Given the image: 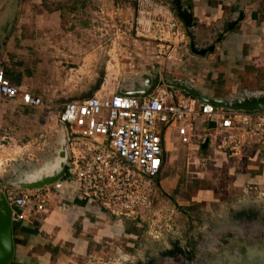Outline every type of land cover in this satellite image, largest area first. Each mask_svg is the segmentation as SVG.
<instances>
[{
	"label": "rangeland",
	"instance_id": "374dc122",
	"mask_svg": "<svg viewBox=\"0 0 264 264\" xmlns=\"http://www.w3.org/2000/svg\"><path fill=\"white\" fill-rule=\"evenodd\" d=\"M164 1L169 4V0ZM50 3L56 7L62 1L51 0ZM75 3L84 12L78 18H59L64 24H72L73 20L97 26L112 24L108 17L94 14L88 20L87 11H98L102 0H66L62 5L75 6ZM12 17L10 13L0 18V54L12 26ZM108 35L113 34L108 32L105 36ZM117 35L127 42L124 37L128 34ZM202 38L199 35L189 39L185 35V48L171 53L163 46L157 53L154 47V50L148 49L153 54L145 56H140L144 51L142 46L138 53L129 40L125 47L130 55L115 52L116 56L111 52L109 58H112L105 63L97 60L88 65L86 60L71 66L54 65L51 69L43 66V79L47 80L44 81L43 100L51 104L62 103L88 94L96 85L108 96L111 86L129 83L121 78L151 66L162 69L171 80L178 77L184 83H189V79L196 81L193 78L196 70L203 68L205 76L201 87L212 97H228L247 91V88H260V83L264 82L263 61L262 65L245 67L241 74L226 71L216 60L211 64L206 62L205 66L187 64V44H192L195 49L208 45L207 41L201 42ZM257 52L264 57V49ZM101 73L103 78L95 80ZM140 83L135 81L129 85L136 87ZM70 93L77 95L64 97ZM47 113L44 105L19 118L17 125L12 123L8 128L0 125V191L13 182L56 172L60 138L54 116ZM202 127L199 124V128ZM254 132H243L234 143L229 141L231 138H226L234 135L224 133L223 142L222 135H218L210 143L206 132L199 131V138L190 145H180L170 133L165 143V165L154 176L153 212L141 221H119L120 231L124 234H117L106 227L111 225L108 221L117 224L114 217L102 209H99L100 215L85 211L70 225L74 233L81 229L85 248L74 251L64 245L61 257L66 264L67 261L68 264H264V130L256 127ZM42 169L44 172L35 176L30 174ZM59 184L60 187L65 185ZM69 186L71 184L66 183V188ZM60 187L57 196L62 195ZM57 196L52 198L45 214L55 209V217L63 216L58 201L65 202L68 207L74 203L66 195H62L64 199ZM83 217L96 228H82L80 219ZM176 241L188 251L189 257L164 254Z\"/></svg>",
	"mask_w": 264,
	"mask_h": 264
},
{
	"label": "built area",
	"instance_id": "2783aa9c",
	"mask_svg": "<svg viewBox=\"0 0 264 264\" xmlns=\"http://www.w3.org/2000/svg\"><path fill=\"white\" fill-rule=\"evenodd\" d=\"M110 1L114 4L110 20L114 21L120 5H127L132 23L125 26L114 21L106 27L113 35L97 51L103 56L102 62L108 61L111 52L130 55L125 47L129 40L138 53L142 46L140 56L153 54L148 49L154 47L157 53L163 46L171 53L184 48L181 23L166 1ZM95 15L102 12L98 10ZM118 33L129 35L124 37L126 43ZM100 88L82 100L51 104L11 84L0 66V96L6 101L18 99L24 108L45 105L47 114L54 116L57 133L63 136L68 158L63 177L50 185L35 189L2 187L12 222L46 213L47 205L59 194V180L72 184L78 199L117 221H141L153 212L154 176L165 165V143L170 133L180 145H190L199 138V131L206 132L210 143L224 133L234 135L226 137L234 143L245 131L255 133L256 127L264 130V109L244 112L214 108L161 82L144 98L123 96L111 89L107 96ZM58 204L65 209L64 203Z\"/></svg>",
	"mask_w": 264,
	"mask_h": 264
},
{
	"label": "crops",
	"instance_id": "0c3cea01",
	"mask_svg": "<svg viewBox=\"0 0 264 264\" xmlns=\"http://www.w3.org/2000/svg\"><path fill=\"white\" fill-rule=\"evenodd\" d=\"M60 1L63 4L66 0ZM50 2L51 0H0V18L13 14L12 26L0 54L4 76L11 84L40 98H44L46 92L44 81L47 80L43 79V66L51 69L54 65L71 66L86 60L87 64L91 65L97 60L101 61L103 56L97 51L109 40V35L105 36L109 32V28H106L108 24H79L73 20L72 24L68 25L59 20L80 17L84 10L78 4L68 7L59 4L52 7ZM102 2V6L97 9L102 12L100 16L108 17L109 21L114 4L110 0ZM181 4L188 8L195 24L190 30H185L181 25L184 35L189 39L201 35V42H208V45L199 49H195L190 43L187 44V64L205 66L206 62L211 64V61L216 60L217 65L232 73H243L245 67L262 65V61L264 65V57L257 52L264 49V0H181ZM117 9L114 21H119L121 25H130L131 7L120 5ZM94 12L87 11L88 20L91 15H95ZM100 20L107 22L102 18ZM70 30L72 32H68ZM190 46L193 51L205 53L196 55L190 51ZM157 69L162 70L158 67ZM195 73L196 77L193 78L196 81L189 79L188 82L195 91L208 96L207 90L201 87L205 76L204 69H198ZM174 82H181V79L174 77ZM263 83H260V88H247V91L263 92ZM76 95L70 93L64 97ZM32 109L37 108H24L19 105L18 99L6 101L0 96V125L4 124L7 128L12 123L17 125L19 118L28 115ZM207 126L210 127L205 125ZM37 172L30 174L35 176ZM58 182L65 185L61 184V188L59 184L56 190L60 193V187L62 195L74 201L73 205L68 207L63 201L65 209L58 207L63 216L55 217L54 213L57 212L51 209L47 214L40 213L35 219L26 217L12 222L10 235L13 250L8 264H66L63 256L61 257V248L64 245L70 246L74 251H82L85 248L80 236L81 229L74 233L70 225L77 220L76 216L84 215L85 211L99 215L101 212L99 213L96 206L78 199L72 184L66 188V182ZM62 195L60 194V197ZM80 222L82 228H96V225L89 223L85 217L80 219ZM115 222L117 224L108 221L111 225L106 227H110L117 234H124L120 231L119 221Z\"/></svg>",
	"mask_w": 264,
	"mask_h": 264
},
{
	"label": "water",
	"instance_id": "95a60500",
	"mask_svg": "<svg viewBox=\"0 0 264 264\" xmlns=\"http://www.w3.org/2000/svg\"><path fill=\"white\" fill-rule=\"evenodd\" d=\"M169 6L171 11L176 19H178L185 30L192 29L195 24L192 22V18L190 13L188 12V8L182 6L181 0H169ZM211 51V49H208ZM190 51L196 55H202L205 52H196L190 46ZM155 68V66L153 67ZM100 75V74H99ZM149 76H145L142 79L140 85H137V89H140L138 92H130L123 96L127 97H135V98H144L148 94H150L153 89L157 86L159 81V76L157 73L149 72ZM166 85H170L173 88L183 91L187 95L196 99L199 103L208 104L214 108H224L226 110H234V111H244V112H258L264 109V91L263 92H255V91H242L235 95H230L228 97H210L198 93L195 91L190 83L184 82H173L165 83ZM98 86L96 85L94 88L90 90V92L84 96L79 98L66 99L63 102H70L76 100H82L87 98L93 92L92 90ZM118 94V93H117ZM60 149L57 152L58 156V164L56 172L51 173L50 175L42 176L33 180L28 181H20L11 183L10 187L19 188V189H35L40 188L45 185H50L57 181V179H61L63 177V173L65 171V167L68 161L65 142L63 136H60ZM11 210L5 201V197L3 191H0V264H8L12 256V242H11Z\"/></svg>",
	"mask_w": 264,
	"mask_h": 264
},
{
	"label": "flooded vegetation",
	"instance_id": "af4514ba",
	"mask_svg": "<svg viewBox=\"0 0 264 264\" xmlns=\"http://www.w3.org/2000/svg\"><path fill=\"white\" fill-rule=\"evenodd\" d=\"M154 71L159 76L158 82H161L163 84H165V83H171L172 84L174 82V78L171 80L169 77L166 76V74L162 70H158L156 66H155V68H153L151 66L150 68L140 70L135 75H127L126 77L121 78V81L123 80V81L129 82V83L135 82V81L141 82L142 79L145 78V76H149L148 75L149 72H154ZM102 78H103V76L101 74L99 75V77L95 76V80H101ZM129 83L127 85H124V86L115 84L114 86H111V90L119 92L121 94H127L130 92L140 91V89H137V87H135V85H129Z\"/></svg>",
	"mask_w": 264,
	"mask_h": 264
},
{
	"label": "trees",
	"instance_id": "16d2710c",
	"mask_svg": "<svg viewBox=\"0 0 264 264\" xmlns=\"http://www.w3.org/2000/svg\"><path fill=\"white\" fill-rule=\"evenodd\" d=\"M239 214H241V212H239ZM187 252L188 251H186V249L184 247L180 246L178 244V242L176 241V242H174V244L172 245V247H170L169 249L165 250L164 254L167 255V256H169V257L170 256L172 257L175 254V255H178V258H181L184 255L189 257L190 254H188Z\"/></svg>",
	"mask_w": 264,
	"mask_h": 264
},
{
	"label": "bare ground",
	"instance_id": "6f19581e",
	"mask_svg": "<svg viewBox=\"0 0 264 264\" xmlns=\"http://www.w3.org/2000/svg\"><path fill=\"white\" fill-rule=\"evenodd\" d=\"M58 160V159H57ZM42 172H44V169H42V170H40L39 172H37L36 174H38V173H42ZM33 176V175H32Z\"/></svg>",
	"mask_w": 264,
	"mask_h": 264
}]
</instances>
